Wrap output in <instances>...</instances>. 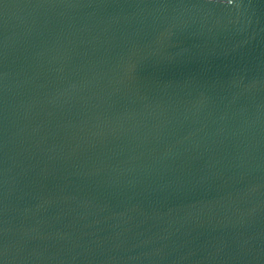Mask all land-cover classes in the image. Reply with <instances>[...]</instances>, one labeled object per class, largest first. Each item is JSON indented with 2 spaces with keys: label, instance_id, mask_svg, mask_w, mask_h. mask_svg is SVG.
<instances>
[{
  "label": "water",
  "instance_id": "1",
  "mask_svg": "<svg viewBox=\"0 0 264 264\" xmlns=\"http://www.w3.org/2000/svg\"><path fill=\"white\" fill-rule=\"evenodd\" d=\"M0 264H264V0H0Z\"/></svg>",
  "mask_w": 264,
  "mask_h": 264
},
{
  "label": "snow or ice",
  "instance_id": "2",
  "mask_svg": "<svg viewBox=\"0 0 264 264\" xmlns=\"http://www.w3.org/2000/svg\"><path fill=\"white\" fill-rule=\"evenodd\" d=\"M228 4H233L234 0H227Z\"/></svg>",
  "mask_w": 264,
  "mask_h": 264
}]
</instances>
